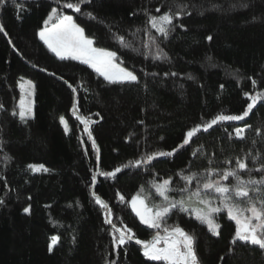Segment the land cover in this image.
<instances>
[{"label": "trees", "instance_id": "obj_1", "mask_svg": "<svg viewBox=\"0 0 264 264\" xmlns=\"http://www.w3.org/2000/svg\"><path fill=\"white\" fill-rule=\"evenodd\" d=\"M68 2L77 0H8L0 7L7 33L0 32V264H166L146 258L135 243L152 240L158 230L140 222L131 198L140 194L150 207L158 205L162 198L153 183L171 179L172 187L180 188L185 185L181 173H201L198 179L203 180L206 168L234 167L222 164L226 158L247 151L264 155V102L246 121L215 126L174 157L139 168L124 165L171 150L197 123L239 114L247 102L244 92L264 90V0H87L79 13L63 7ZM182 4L190 15L176 19L167 37L148 24L150 16L175 12ZM52 8L72 15L96 47L116 52L117 62L133 71L139 83L110 84L87 65L56 57L38 35ZM150 36L156 37L164 58H154ZM171 72L177 75H164ZM22 79L35 83L34 116L24 121L12 114L19 111ZM81 116L90 122L91 139ZM245 123L251 127L244 141L228 138L225 128ZM197 147L201 152L191 157ZM209 159L215 164L209 165ZM30 164L50 171L33 172ZM259 166L249 158L253 171L243 178H259L254 171ZM116 167L123 168L116 178L99 175ZM94 194L109 205L112 223L131 228L135 239L114 248L112 226L105 223V209ZM169 195L179 198L177 192ZM216 222L219 236L187 213L174 211L159 231L178 225L194 234L201 264H264L258 246L230 243L236 224L226 211ZM53 236L60 239L49 251Z\"/></svg>", "mask_w": 264, "mask_h": 264}, {"label": "snow or ice", "instance_id": "obj_2", "mask_svg": "<svg viewBox=\"0 0 264 264\" xmlns=\"http://www.w3.org/2000/svg\"><path fill=\"white\" fill-rule=\"evenodd\" d=\"M15 4L16 0H12ZM87 0H77L76 3H65L63 7L72 9L75 12H81V4ZM8 0H0V7L6 5ZM187 5H180L179 10L173 12L165 11L163 14L156 16L152 15L148 19L152 29H155L160 36L167 37L170 31L174 30L176 25L174 21L182 15H190L187 10ZM160 12V9H156ZM91 17L92 14L88 13ZM179 27H184L182 24ZM0 32L7 35L3 24H0ZM39 39L47 46V48L56 55L60 60L79 61L81 64L87 65L96 73L104 78L110 84L124 83H139L138 76L129 71L125 67H121L117 63V53L104 48L94 46V39L85 35V29L78 25L72 15L61 13L59 8H52L51 12L44 20V27L38 33ZM150 39L155 44L156 54L155 59L165 57L163 50L156 43V37ZM211 40L212 37H207ZM118 40L125 44L124 37H118ZM125 46H127L125 44ZM146 47L148 45H145ZM47 71V69H41ZM53 75H55L53 73ZM165 76H175L177 73H165ZM191 78V77H189ZM62 79V77H61ZM251 79V78H249ZM27 86V88H26ZM252 86H257L256 80H252ZM22 95L19 100L18 113L13 112V115H18L21 121L26 120L32 114V103L25 101V95H32L33 84L31 80L20 83ZM71 87V85H69ZM221 88L224 85L220 86ZM76 89L73 88V92ZM246 97V106L239 114H218L214 118L197 123L185 132L182 140L171 150L156 151L151 154H146L141 159H136L134 162L124 165V168L136 167L141 165L151 164L159 158L174 157L181 150L189 148L194 143V137L199 134L209 133L214 130L215 126L226 122L246 121L252 114L253 109L264 102V90L258 91L255 94L244 92ZM4 106L0 104V109ZM73 110H76V105H73ZM81 123L85 125V131L89 138H92V133L88 129L89 120L84 117H77ZM61 123L65 126V132L68 131V126L63 117ZM251 125L245 123L243 127H233L231 131L225 128L224 131L229 139L244 141L246 133ZM260 135V130H257ZM256 141L253 140L252 144ZM95 146V141L93 140ZM201 152L199 147L190 151L191 157H196ZM249 158L252 162H259L260 166L254 171L259 174V178L249 175L247 179L243 178V173H251L253 170L249 168ZM99 160V157L97 158ZM209 165L215 164L211 159L208 160ZM223 165H233L234 167H210L206 168L203 173V180L198 177L201 173L189 172L184 175L181 173L185 185L180 188H173L171 179H164L162 182L153 183L152 187L155 192L162 198L158 205L149 206L146 203V197L142 198L140 194L133 196L130 200V206L140 222L149 228L157 229L158 231L150 241L135 239V233L126 225L123 228H118L112 223L109 218L111 209L107 203L95 195L96 204L105 209V223L112 226L114 248L119 249L126 245L129 241L135 239V243L143 248V255L152 261H165L166 264H201L199 260L195 244L196 237L190 234L184 228L176 225L172 227H163L161 234V225L166 219L174 214V211L187 213L190 217L201 224L207 225L208 231L214 236H219L221 225L216 222V217L221 212H225L227 217L234 221L236 229L231 244L235 245L237 241L258 246L260 250H264V155L257 153L253 154L247 151L243 156L226 158L222 161ZM28 168L33 172H48L50 171L43 164H30ZM123 168L116 167L111 171L99 172V175L105 178H116L117 174L121 173ZM92 183L97 182V175L91 177ZM196 181L195 187H190ZM171 192H177L179 198H173L169 195ZM120 200L123 201L124 196L120 195ZM0 203H3L0 200ZM29 209L25 208V212ZM118 233V235H117ZM60 237L53 236L49 251L58 243ZM231 251V248L229 249ZM223 259V257H221ZM108 264H115V261H109Z\"/></svg>", "mask_w": 264, "mask_h": 264}, {"label": "rangeland", "instance_id": "obj_3", "mask_svg": "<svg viewBox=\"0 0 264 264\" xmlns=\"http://www.w3.org/2000/svg\"><path fill=\"white\" fill-rule=\"evenodd\" d=\"M95 46V45H94ZM118 63V62H117ZM119 64V63H118ZM120 65V64H119ZM121 66V65H120ZM122 67V66H121ZM98 74V73H97ZM28 79H22L21 81H20V83H22L23 81H27ZM20 83H19V85H20ZM32 84H33V88H32V95L31 96H27V95H25V101H26V103L28 102V101H31V103H32V114H31V116L30 117H33L34 116V106H35V83L32 81ZM26 88H27V86H26ZM20 90H21V88H20ZM22 93V92H21ZM238 127H243V126H238Z\"/></svg>", "mask_w": 264, "mask_h": 264}]
</instances>
